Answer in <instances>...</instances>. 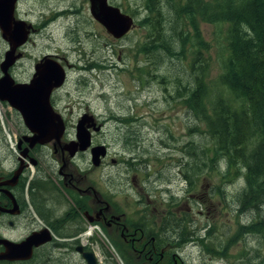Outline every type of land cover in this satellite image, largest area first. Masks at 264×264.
<instances>
[{
    "label": "rangeland",
    "instance_id": "rangeland-1",
    "mask_svg": "<svg viewBox=\"0 0 264 264\" xmlns=\"http://www.w3.org/2000/svg\"><path fill=\"white\" fill-rule=\"evenodd\" d=\"M146 1L108 0L135 23L126 37L114 39L91 17L88 0H18L15 17L35 31L11 75L26 80L32 62L45 54L68 66L59 104L68 137H73V125L86 109L103 123L95 142L107 147L109 158L93 173L97 186L125 203L134 202L139 192L131 180L123 179L126 171L136 178L137 188L149 175L148 189L168 186L180 221L177 233L187 241L201 238L202 249L192 242L184 244L183 256L188 260L191 256V264H208L212 262L208 256L225 257L212 264H264V204L241 212L246 206L239 196L244 185L241 174L234 176L225 158L214 157L212 141L201 132L205 131L202 113H210L218 98L236 105L220 80L227 57V24L207 22L199 14L182 26L183 20L170 12L157 38L158 33L143 23L147 14H154L147 11ZM67 9L77 17L63 15L62 22L49 19ZM50 21L54 22L48 25ZM176 42L184 45L183 51ZM6 50L8 44L0 34V62ZM170 51L183 57L178 60ZM191 62L202 68L196 82ZM82 66L87 71L80 70ZM194 88L201 89L196 103L190 101ZM7 112L0 103V125L11 144L14 135L6 123ZM195 145L207 153L205 166L190 184L193 165H203L201 157L197 162L190 157ZM109 159L118 163L110 164ZM79 165L82 172L92 168L86 156ZM153 175L161 180L168 175L170 182L159 185Z\"/></svg>",
    "mask_w": 264,
    "mask_h": 264
},
{
    "label": "flooded vegetation",
    "instance_id": "flooded-vegetation-1",
    "mask_svg": "<svg viewBox=\"0 0 264 264\" xmlns=\"http://www.w3.org/2000/svg\"><path fill=\"white\" fill-rule=\"evenodd\" d=\"M74 14V10H60L49 19L62 22L63 15L77 17ZM34 31L31 25L27 42L17 50L20 59L9 69L15 84L30 85L39 65L46 58L54 61V55L45 54L32 62L26 80L11 75L22 59L21 49ZM102 61L107 70L106 59ZM56 63L63 69L68 67ZM79 68L87 71L86 66ZM63 86L53 88L46 102L37 99L32 103L37 113L51 111L58 115L65 127L62 137L45 143L33 144L34 133L20 112L0 100L8 110L6 123L14 135L10 144L0 125V264H191L192 257L188 260L183 256L184 244L192 242L202 249L201 238L187 241L177 233L180 221L168 186L154 187L156 191L148 189L151 179L147 173L149 177L138 182L141 186L137 188L136 178L126 171L123 179L131 180L139 191L131 203L118 202L109 189L97 186L93 173L106 164L109 156L103 145L106 155L98 166H93L90 151L102 145L95 142V137L103 123L86 109L73 125V137H68V123L59 109ZM86 114L92 117L87 129L90 147L79 151L76 126ZM83 156L90 159L92 168L82 172L79 162ZM109 163L118 162L109 159ZM152 179L159 185L170 182L168 175L162 180L153 175ZM208 259L213 262L225 257Z\"/></svg>",
    "mask_w": 264,
    "mask_h": 264
},
{
    "label": "trees",
    "instance_id": "trees-1",
    "mask_svg": "<svg viewBox=\"0 0 264 264\" xmlns=\"http://www.w3.org/2000/svg\"><path fill=\"white\" fill-rule=\"evenodd\" d=\"M146 8L154 14H147L143 23L158 33L157 38L165 26V14L170 12L183 20L182 26L199 14L207 22L227 24V57L220 80L236 105L218 98L210 113H202L205 131L201 132L212 141L214 157L225 158L234 176L241 174L244 185L239 196L246 203L241 212L258 209L264 204V0H147ZM178 47L183 51L184 45ZM173 53L178 60L183 57L179 51H170ZM190 70L196 82L202 68L191 62ZM192 92L190 101L196 103L201 89ZM189 153L194 162L201 157L203 164L193 165L191 184L205 166L207 151L195 145Z\"/></svg>",
    "mask_w": 264,
    "mask_h": 264
},
{
    "label": "water",
    "instance_id": "water-1",
    "mask_svg": "<svg viewBox=\"0 0 264 264\" xmlns=\"http://www.w3.org/2000/svg\"><path fill=\"white\" fill-rule=\"evenodd\" d=\"M88 1L91 17L114 39H121L134 27V19L120 8L109 4L108 0ZM16 2L17 0H0V31L2 39L8 43V50L0 63V100L8 102L20 112L26 126L34 133L33 144L45 143L62 137L65 127L58 115L51 111L37 113L32 103H36L37 99L46 102L50 91L64 84L66 75L62 66L46 58L37 68L30 85L14 83L9 69L20 59L21 54L17 50L27 42L31 29V25L15 19ZM91 121L92 117L86 114L77 123L79 151H86L90 147V133L87 129ZM90 152L93 166H98L101 158L106 155L103 145L91 148Z\"/></svg>",
    "mask_w": 264,
    "mask_h": 264
}]
</instances>
